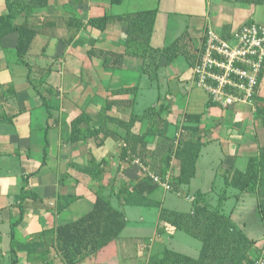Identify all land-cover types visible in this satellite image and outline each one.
Wrapping results in <instances>:
<instances>
[{
    "label": "crops",
    "instance_id": "1",
    "mask_svg": "<svg viewBox=\"0 0 264 264\" xmlns=\"http://www.w3.org/2000/svg\"><path fill=\"white\" fill-rule=\"evenodd\" d=\"M11 5L0 0V16L13 10L15 23L34 28L36 36L23 59L17 52L19 31L0 38V264H69L60 249L57 230L90 212L99 190L111 196L113 205L125 213L126 227L117 240L81 264H149L152 257L161 258L168 248L198 256L200 251L190 254L180 248L179 242L169 246L179 230L162 232L163 205L158 206L156 220L149 223L140 210L134 224L130 222L134 207L158 204L148 201L151 195L158 194L157 190L139 196L133 203L116 196L120 187L131 185L142 174L138 165L120 161L119 157L125 138L131 134L137 153L141 154L144 146L142 135L149 124L142 116L147 108L135 110L142 84L143 88L156 89L158 99L166 98L170 105L164 114L168 137L185 133L192 136L183 129L187 124L185 115H202L199 126L206 143L191 184L195 192L208 197L215 188L226 193L229 187L225 181L231 169L246 170L250 155L258 150L261 125L250 105L226 108L213 103L206 90L194 81L189 62L187 100L179 108L177 98L169 97L162 83L167 78L175 82L183 78L165 69L170 64L165 58L155 77L143 73L136 55L120 56L127 50L129 28L125 20L117 17L157 9L152 47L163 48L186 32L193 43L197 38L199 48L208 25L231 40L246 23L264 24V5L235 0H122L119 4L112 0H15ZM93 19L103 20L91 24ZM104 50L109 52L107 65L101 52ZM263 86L264 70L260 98L264 97ZM124 88L131 90L118 92ZM146 94L150 95L148 91ZM109 101L114 102L113 107L105 111ZM83 113L92 118V137L73 143L71 123ZM81 127L85 130L88 124ZM146 140V160L151 169L156 174L177 175V159L166 167L162 153L158 159L155 155L159 137ZM218 178L222 181L216 182ZM242 199L237 202L240 204ZM192 209L193 205L188 211ZM150 229L152 234H146ZM158 240L161 241L157 243ZM259 245L264 250V242L259 241Z\"/></svg>",
    "mask_w": 264,
    "mask_h": 264
},
{
    "label": "trees",
    "instance_id": "2",
    "mask_svg": "<svg viewBox=\"0 0 264 264\" xmlns=\"http://www.w3.org/2000/svg\"><path fill=\"white\" fill-rule=\"evenodd\" d=\"M12 1L15 2V0H7L9 6ZM235 1L242 4L264 5V0ZM112 2L119 4L122 0H112ZM12 11L0 16V38L10 32L19 31L17 52L23 59L30 51L36 30L25 23L16 24L15 14ZM156 16L157 9H153L117 17L121 21L125 20L129 28L127 50L120 56L125 57L128 53L136 55L141 61L143 73L155 77L159 76L162 58L168 62H173L179 56L184 55L190 66L194 67L199 48L195 47L191 36L186 32L163 48L151 46ZM102 20L93 19L90 22L91 24L101 23ZM107 20L105 17V23ZM101 52L107 65L106 60L109 57V52L106 50ZM128 90L131 88H124L118 92H128ZM165 100L166 98L159 97L157 105L147 108L142 116L148 119L149 126L142 135L145 140L141 154L137 153L136 146L132 144L131 134L125 138L130 144L127 142L122 144L119 157L120 161L125 160L134 164V156H138L150 166L146 160L148 155L146 138L158 136L159 143L155 155L158 159L162 153L164 156L162 163H165L166 167L171 164L174 158L179 161L180 171L170 178V183L174 190L182 191L189 186L195 177L197 161L206 143L199 126L202 115H185L187 124L183 125V129L192 136L185 133V135L180 134L175 138H170L165 132L167 117L164 115L170 109V105ZM113 104V101H109L105 111L112 108ZM255 112V119L261 125V129L257 132L260 135L258 150L250 155L246 170L231 169L225 182L227 187H234L239 191L234 195L237 201L246 193L254 194L261 200L259 214L264 220V98H259L258 94ZM100 119H102V114ZM91 122L92 118L87 113L77 116L72 121L71 141L73 143L92 137V129L89 126ZM133 122L135 120H132ZM196 122L198 123L197 126L191 125V123ZM82 124H88V128L82 130ZM103 127L101 125L100 129ZM77 136L78 138H76ZM81 136L82 138H79ZM102 163L99 165L101 166ZM157 175L164 179L167 173L160 172ZM158 187L159 184L142 171L141 176L131 182V185L120 187L116 196L118 200L123 198L126 203H133L139 196H148ZM25 191L23 190L20 195L21 200L24 198ZM101 191H96L94 208L90 212L79 216L76 221L60 226L57 230L60 249L69 264H81L90 255L96 254L103 247L117 240L126 227L125 213L113 205L111 196L107 197ZM193 196H195V200L192 202L193 209L191 211L186 212L163 207L160 213V222L163 228L162 232L164 230L166 232L167 229L183 230L200 239L201 249L198 256L193 257L168 248L161 258L152 257L149 264H225L227 261L233 264H255L263 250L258 240L250 238L243 228L237 225L232 216L224 212L225 202L229 198L227 192L221 195L220 203L216 208L211 207L207 202V194L197 191Z\"/></svg>",
    "mask_w": 264,
    "mask_h": 264
},
{
    "label": "built area",
    "instance_id": "3",
    "mask_svg": "<svg viewBox=\"0 0 264 264\" xmlns=\"http://www.w3.org/2000/svg\"><path fill=\"white\" fill-rule=\"evenodd\" d=\"M263 70V23L244 24L231 40L220 36L211 25L206 27L193 67V79L206 90L213 103L226 108L246 104L256 111ZM134 164L166 190H174L169 174L163 179L138 156H134ZM188 199L193 202L195 196ZM255 264H264V250Z\"/></svg>",
    "mask_w": 264,
    "mask_h": 264
},
{
    "label": "rangeland",
    "instance_id": "4",
    "mask_svg": "<svg viewBox=\"0 0 264 264\" xmlns=\"http://www.w3.org/2000/svg\"><path fill=\"white\" fill-rule=\"evenodd\" d=\"M195 36V35H193ZM197 38L195 37L194 45L197 46ZM188 61L184 57V55L179 56L175 61L170 62L169 66L165 68L170 73H179L181 78H183L180 81H173L170 78H167L168 80L163 81L162 86L166 92L169 91V97L177 98L178 100V107L183 108L186 100H187V94H188V84L190 82V76H191V68L187 63ZM166 70H164L166 72ZM184 80V81H183ZM172 82V83H171ZM144 84H142L141 91L139 93V98L141 95V98L139 99V103L137 104L135 110L137 111H143L145 108H149L150 105L155 104V102L158 100V93L156 92V89H146L143 88ZM264 87V86H263ZM146 91L150 95L146 94ZM163 91V97L165 96ZM168 94V93H167ZM153 97V98H151ZM259 97V96H258ZM260 98V97H259ZM264 98V97H261ZM222 179L218 178L216 182H221ZM203 189H206L205 186H203ZM195 187L192 186L190 183L189 186L185 187L182 191H176V190H166L164 187L160 186L156 189L158 194H153L148 198V201H151L153 203H156L157 205L153 206L151 208H144V207H134L133 211L130 213V222L134 224V220L137 216L141 214L139 212L140 210L144 212L146 215L149 223L153 221V219H157L158 214V206L163 205L164 207H175L178 208V210L182 211H188L192 207V202L188 199V197L193 196L195 194ZM227 194L229 195V198L225 202L224 206V212L231 215L233 220L237 223L238 226L243 228V230L247 233V235L250 238L257 239L260 242H264V220L261 217V214H259V207L260 202L254 194H244L243 199L241 200L240 204L237 202L236 197L234 196L235 192L237 190L234 187H229L226 189ZM222 189L215 188L212 193L209 194L208 201L209 205L213 208H216L219 198L222 195ZM134 226V225H131ZM153 230L150 229L146 230V234L149 235L152 234ZM179 237V238H178ZM186 238V240H185ZM181 239H184L181 242ZM149 241V239H148ZM161 240H158L157 243H159ZM181 244L180 248L189 252L190 254L197 255L198 252L201 249V240L198 238H195L188 234L187 232L183 230H179L177 237L173 238L170 241L169 246H176L177 244ZM155 243V248L158 247V244ZM183 243V245H182ZM114 244V248H116ZM154 245V243H152ZM136 250L138 251L137 247ZM152 250V249H151ZM134 251V250H133ZM135 252V251H134ZM123 256V255H122ZM128 258H126L127 260Z\"/></svg>",
    "mask_w": 264,
    "mask_h": 264
}]
</instances>
